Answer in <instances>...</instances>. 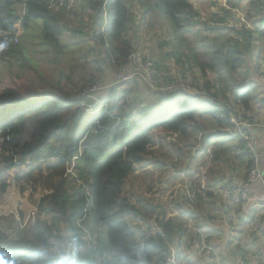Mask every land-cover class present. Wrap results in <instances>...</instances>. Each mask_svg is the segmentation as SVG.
Listing matches in <instances>:
<instances>
[{"label": "trees", "instance_id": "trees-1", "mask_svg": "<svg viewBox=\"0 0 264 264\" xmlns=\"http://www.w3.org/2000/svg\"><path fill=\"white\" fill-rule=\"evenodd\" d=\"M210 1L211 19L194 0H0V40L7 42L0 61L16 62L0 80V180L26 161L42 162L46 193L28 201L36 210L33 224L22 226L21 213L0 216V262L50 264L54 257L45 253L75 236L99 256L118 247L135 264L143 248L144 264H176L201 238L183 229L191 205H177L182 217L166 220L164 212L156 218L154 208L141 214L139 195L126 193L147 166L174 173L185 166L191 187L199 166L190 164L195 151L250 167L244 144L223 130L232 127L229 115L254 124L264 114V0ZM154 19L161 30L156 39L167 49L148 60L155 89L136 76L119 80L136 58L141 26L155 27ZM102 72L114 76L115 86L87 99L83 93L92 95V77ZM176 78L187 90L170 89ZM212 134L239 143L221 151L207 144ZM71 163L72 175L66 173ZM222 176L211 186L230 192L232 182ZM9 185L2 182L0 194ZM136 213L139 226L130 223ZM194 255L183 259L197 264Z\"/></svg>", "mask_w": 264, "mask_h": 264}, {"label": "rangeland", "instance_id": "rangeland-1", "mask_svg": "<svg viewBox=\"0 0 264 264\" xmlns=\"http://www.w3.org/2000/svg\"><path fill=\"white\" fill-rule=\"evenodd\" d=\"M223 4V0H220ZM210 0H194L195 6H197L198 11L200 12L201 16L205 19L212 18L211 16L216 11L215 5L211 4ZM216 5H218L217 2H215ZM214 3V4H215ZM223 16V14H220V18ZM244 13L242 11H239L236 13V17L243 18ZM154 23L156 24L155 27L149 26L145 28L141 26V29L139 30V38L137 40L138 42V52L136 55V58L131 60L130 66L127 70L126 77H133L136 76L137 79L148 89H155L156 83L149 82V76L153 73L152 68L150 67V61L149 57L150 54L153 53L155 56L158 55H166L167 49H164V43L162 40H157L156 38L160 36V21L159 19H154ZM233 22H230L232 24ZM158 25V27H157ZM167 27V24H166ZM163 34V33H161ZM152 50V51H151ZM41 56L38 54V57ZM175 59V56L174 58ZM14 67L16 69V62L15 60L11 59L8 63H4L0 61V80L6 79L10 75V68ZM114 76L109 75L105 77V74L99 73L92 77L91 82L95 83L93 87L89 88L88 90H102L99 95L104 96L106 92H108V89L115 86L116 83H113L111 80ZM103 83V84H102ZM172 86H170V89H175L177 86L180 88L179 90H185L187 84L186 81L183 78H176L172 82ZM177 89V88H176ZM97 90V91H98ZM106 90V91H105ZM120 90V89H119ZM191 92H195L194 94H197L198 92L192 89H189ZM105 91V92H104ZM214 101L212 100V103ZM89 109V108H88ZM90 110V109H89ZM263 115H260V117ZM160 160H167L169 154L165 155L162 152L158 153ZM227 156H222L221 158H226ZM223 159V160H224ZM220 160V161H219ZM217 162L214 161L213 157L207 161H205L203 164H207L206 167H202V164H200L197 167V170L195 172L196 174H201L206 171L205 175V182L209 184H214L215 176L220 179L221 175V161L222 159H219ZM187 161V160H185ZM190 161V159L188 160ZM231 163L228 162L226 165L227 169L231 168ZM250 167L245 168L247 172L251 169V163L249 164ZM43 164H38L35 166L32 162L26 163L23 166H20L18 168H15L11 170L10 175L8 178H5L4 181L0 180V185L2 182H8L10 183L9 187L6 189L5 192L0 194V216L7 217V216H14V218H17V214H22L21 224L22 226H28L30 224L31 218L28 216V212H31L33 207L28 206L29 202L35 200L37 198H40L41 196L45 195L46 193L43 190V187H45V176H44V169ZM148 171L142 175L138 174L133 176L129 182V189L127 191V195H131V193H136L139 195L140 199L143 201L141 204L136 205L140 211H142L141 214L148 215L149 209L154 208V216L157 218L162 217L161 212L166 213V220L170 214L171 217H177L176 214H180L182 217V212L180 211L179 207H184V199L186 198V195H183V198H181L179 193H177L175 190V187L179 185V181L185 182L187 179L182 175L184 167H181L177 173H174V169H170L169 167L165 168V171L159 170L157 168H153L150 166L144 167ZM175 175V182L174 184L170 183L172 176ZM182 175V176H181ZM199 176V175H198ZM214 177L212 180L211 178ZM217 179V180H218ZM202 178L201 177H195L192 181V186L194 188H198L199 183H201ZM223 186H217L216 191L213 192V198L211 202L209 200V197L205 196L203 199H201V202L195 201L192 207V212L195 214H191L192 220L190 219L187 224L183 227L186 228L188 236L187 237H195L196 234L200 235L202 238L200 239H194L199 240L200 244L206 245L207 242H212L215 244H218V241L213 239H204L205 235L200 231L199 224H202L203 219L201 218L202 215H204L206 212H208L209 207L202 208L201 204H228L227 200H225L224 192H223ZM220 191V192H219ZM216 198L219 199V202L215 201ZM24 201V204H20ZM209 201V202H208ZM208 202V203H207ZM28 203V204H27ZM27 204V205H26ZM179 205V207L177 206ZM28 208L30 209L29 211ZM222 212V210H220ZM138 214V215H137ZM158 214V215H157ZM137 217H132L130 219V223H133L132 225H141V222L138 220L140 213H136ZM141 217V216H140ZM221 220H223V217H220ZM166 220H164L166 222ZM208 223L211 227L213 224L218 226V223L216 222V219L213 218V216L210 215ZM262 222V221H260ZM209 226V227H210ZM258 229H256L254 226L249 227V231L251 232H257ZM195 233V234H193ZM192 234V235H191ZM187 237H184L183 240H186ZM88 242L90 243L89 238H86ZM194 241L190 242V245H193ZM224 250V245H221ZM228 247V246H227ZM230 248V247H229ZM196 252L197 258L200 260L198 261L199 264H213L211 256L214 257V259L217 258L216 264H221L223 261V264H228L225 260L231 259L236 264L239 263V257H233L232 256V249L230 248V251H222L219 249H215V256L213 253L211 255H208V253H204V256L199 253V251L195 250L193 246L190 248L187 247L184 252H182V258L175 260L176 264H191V260L189 258H185V255L191 254ZM239 255V254H238ZM240 256V255H239ZM223 257V258H222ZM183 259V260H182ZM215 262V261H214Z\"/></svg>", "mask_w": 264, "mask_h": 264}, {"label": "crops", "instance_id": "crops-1", "mask_svg": "<svg viewBox=\"0 0 264 264\" xmlns=\"http://www.w3.org/2000/svg\"><path fill=\"white\" fill-rule=\"evenodd\" d=\"M254 124L256 126V128L254 129V134L257 138L258 146H259L258 153L260 156L261 170L262 172H264V117L263 116L259 117L258 121L255 122ZM231 139L232 138L223 139L217 137L215 134H212L208 137L207 144L215 147L219 146L222 151L226 147H229L231 145H237L239 143L237 140L233 139V141H231ZM200 145L201 144H199L197 147H199ZM231 157L233 158V156ZM193 162L194 159L190 161V164H192ZM244 164H245V160L240 163L239 160L235 159L234 164L229 169L226 168V166L228 167V165L226 164L221 165V170L220 173L218 174L221 176L222 175L225 176L224 179L226 181L232 182V186H231L232 189L230 191L233 193H236L240 189V184L245 180L248 174V172L245 170ZM213 178L214 177H212L211 180ZM217 179L218 178L215 176V178L213 179L215 180L214 184H216L219 181V179L218 180ZM211 185L213 184H209L210 187L209 189L213 195V192L216 191L217 186L212 187ZM263 189H264V179L263 182L254 183L250 187V191L252 193H259ZM213 198L209 197V200L213 202L212 201ZM215 201L219 202V199L216 198ZM20 204H24V201ZM28 206L32 207L31 204H28ZM207 206L209 207V210L204 215H202L201 218L203 219L202 221L203 223L199 224L198 226L201 228L199 232L205 235L204 239L214 238L215 240H217L220 246L221 253H223L222 251H227V249L228 251H230L231 248L233 251L232 256L239 257L238 258L239 263L237 262V264H264V224H261L262 222H260L262 221V219L257 216H254V212L250 210L248 206L242 208L238 205H231V204L218 205V204L210 203V204H204L202 208H207ZM182 208H186V205ZM29 210L30 209L28 208L27 211ZM220 210H222V212H220ZM210 215L213 216L214 219H216L218 226L213 224V226L211 227L208 224L210 223L209 222ZM187 217H188L187 219L188 221L190 219L191 220L193 219L190 213L187 214ZM220 217H223V220H221ZM251 226H254L256 229H258L256 233L249 231V227ZM235 232H238L239 235L234 236ZM221 245L225 246L224 250ZM191 254L192 256H195L194 255L195 252ZM199 260L200 259L197 258V264H199L198 263ZM225 260L228 264H236L231 259L225 258ZM221 264H223V261Z\"/></svg>", "mask_w": 264, "mask_h": 264}, {"label": "built area", "instance_id": "built-area-1", "mask_svg": "<svg viewBox=\"0 0 264 264\" xmlns=\"http://www.w3.org/2000/svg\"><path fill=\"white\" fill-rule=\"evenodd\" d=\"M126 74L119 73L117 77L121 81H126L127 79L131 78V77L125 78ZM97 90L98 89L87 90L89 94H92V95L88 94L89 96H86V94L83 93V96H85L87 99H89L88 97L95 99L93 92ZM185 90H187V88H185ZM189 92L191 91L189 90ZM194 93L195 92H192L191 94L196 95ZM199 96L203 97L202 95H199ZM228 117H229V121L232 127L225 128L223 130L224 131L223 133L226 134L227 136L238 139L244 144V149L248 152L249 158L251 160V169L248 172L245 180L240 184V189L236 193H233L231 191L230 192L223 191L225 200H227L228 204L238 205L242 208H244L245 206H248V208L254 212V216H257L262 219L261 224H264V189L261 190L259 193H252L250 191V187L252 184L263 182V179H264V175L262 174V171H261L260 156L258 153V149H259L258 141L254 134V129L256 128V126L255 124H252L246 121H239L233 115H229ZM193 156H194V162L196 159L195 164H199V165L202 164V167H206L207 164H203V163L212 158V153L211 151L207 150L205 155H201L195 151ZM27 163H30V161H27ZM34 165L36 166V164ZM74 168H75L74 163H72L66 169V173L72 174L74 172ZM193 174L194 175L192 176L191 181H190L191 185H192L193 179H195L196 176L202 178V181L201 183H199L197 189L194 188L193 186L187 187L185 183L187 180L175 187L176 189L175 191L179 193L178 196L183 198L182 194H184V196L186 195L185 199L187 200L189 204H185V205H193L195 201H198V199H203L205 197L206 192H210V189H209L210 187L208 186V183L205 182L206 171H204V173H201V174H196V176H195V173ZM35 213H36L35 209H32L31 212H28V216L31 218V221H30L31 224L34 223ZM176 216H180V214H176ZM237 235H239V233L235 232L234 236H237ZM210 243L211 242H207L206 245H204L194 240V243L192 246L195 250L199 251V253L202 254L203 256H204L205 251L206 253H208V255H211L212 253L213 254L215 253V249L209 245ZM214 261L215 262H213V264H216V262H218L217 258L214 259Z\"/></svg>", "mask_w": 264, "mask_h": 264}, {"label": "clouds", "instance_id": "clouds-1", "mask_svg": "<svg viewBox=\"0 0 264 264\" xmlns=\"http://www.w3.org/2000/svg\"><path fill=\"white\" fill-rule=\"evenodd\" d=\"M5 47H7V42L0 40V50ZM40 163L42 164V162L33 164L37 166ZM72 174H74V172ZM54 249L55 251L53 253H45V255H53L54 257L50 261V264H130L128 258L122 254L118 247H113L109 254L99 256L92 253L90 249L75 236L69 237L67 243L55 245ZM142 255L143 248H139V254L137 255L135 264H144ZM0 264H4V262H0Z\"/></svg>", "mask_w": 264, "mask_h": 264}]
</instances>
